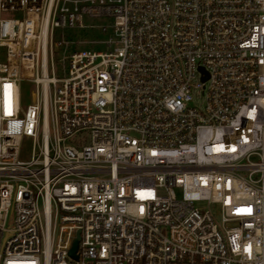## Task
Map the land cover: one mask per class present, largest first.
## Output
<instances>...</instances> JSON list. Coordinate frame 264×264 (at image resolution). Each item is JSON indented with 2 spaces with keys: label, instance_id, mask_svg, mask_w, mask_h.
<instances>
[{
  "label": "built area",
  "instance_id": "1",
  "mask_svg": "<svg viewBox=\"0 0 264 264\" xmlns=\"http://www.w3.org/2000/svg\"><path fill=\"white\" fill-rule=\"evenodd\" d=\"M0 264H264V0H0Z\"/></svg>",
  "mask_w": 264,
  "mask_h": 264
},
{
  "label": "rangeland",
  "instance_id": "2",
  "mask_svg": "<svg viewBox=\"0 0 264 264\" xmlns=\"http://www.w3.org/2000/svg\"><path fill=\"white\" fill-rule=\"evenodd\" d=\"M104 23L103 20H85V24H92V25H99ZM69 35L73 36V39L75 40H83V41H91V40H103L104 37L99 33L98 30H93V29H87V30H74L70 31ZM79 50H103L104 48L102 46L100 47H92L89 45H84V46H79ZM33 91V87H31L28 84H24L22 87V99L23 103L28 104L30 102L29 96L30 93ZM25 154L29 152V143L28 140H24V148ZM213 212L216 217H218V209L216 207H213Z\"/></svg>",
  "mask_w": 264,
  "mask_h": 264
},
{
  "label": "water",
  "instance_id": "3",
  "mask_svg": "<svg viewBox=\"0 0 264 264\" xmlns=\"http://www.w3.org/2000/svg\"><path fill=\"white\" fill-rule=\"evenodd\" d=\"M78 241H79V232L76 234V238L71 246V249L69 251V256L72 257L73 259H77L76 255H75V252H76V249H77V244H78Z\"/></svg>",
  "mask_w": 264,
  "mask_h": 264
}]
</instances>
